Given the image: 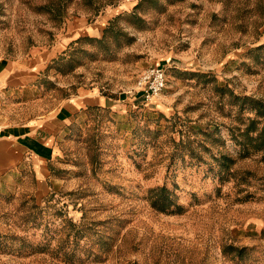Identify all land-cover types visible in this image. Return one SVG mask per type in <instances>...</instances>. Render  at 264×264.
I'll return each mask as SVG.
<instances>
[{"label":"rangeland","instance_id":"374dc122","mask_svg":"<svg viewBox=\"0 0 264 264\" xmlns=\"http://www.w3.org/2000/svg\"><path fill=\"white\" fill-rule=\"evenodd\" d=\"M0 57L41 62L53 106L93 96L49 193L0 192V264H264V117L237 99L264 103V0H0Z\"/></svg>","mask_w":264,"mask_h":264},{"label":"crops","instance_id":"0c3cea01","mask_svg":"<svg viewBox=\"0 0 264 264\" xmlns=\"http://www.w3.org/2000/svg\"><path fill=\"white\" fill-rule=\"evenodd\" d=\"M44 72L41 62L0 57V192L32 181L36 197L49 193L59 134L93 97L79 92L53 106Z\"/></svg>","mask_w":264,"mask_h":264},{"label":"built area","instance_id":"2783aa9c","mask_svg":"<svg viewBox=\"0 0 264 264\" xmlns=\"http://www.w3.org/2000/svg\"><path fill=\"white\" fill-rule=\"evenodd\" d=\"M138 91L142 94L144 102L152 104L162 94L167 86L166 72L160 67H150L138 79ZM1 100V89H0Z\"/></svg>","mask_w":264,"mask_h":264},{"label":"trees","instance_id":"16d2710c","mask_svg":"<svg viewBox=\"0 0 264 264\" xmlns=\"http://www.w3.org/2000/svg\"><path fill=\"white\" fill-rule=\"evenodd\" d=\"M114 29H115V20L112 21L111 24L106 28V30L104 31L103 38L101 40H98V43L99 44H105L107 38L109 36H111V34L114 32ZM117 34L119 36L124 37L126 39L127 43H132L134 41V38L129 36L128 33H126V32L124 33L122 31H118ZM118 35L116 36L117 39H118ZM237 99L242 100V101H249L252 104L253 109L258 112V115L261 117H264V103L262 101H259V100L253 99V98H249V97L237 98ZM256 139L263 143L261 145V148H259V149H262V147H264V126H263L261 132L257 135ZM158 191H160L161 195L164 196L165 200H166V198L168 200L170 193L168 192V189L166 187H162ZM159 199L154 202V206L156 208H160L162 211H165L163 204Z\"/></svg>","mask_w":264,"mask_h":264},{"label":"bare ground","instance_id":"6f19581e","mask_svg":"<svg viewBox=\"0 0 264 264\" xmlns=\"http://www.w3.org/2000/svg\"><path fill=\"white\" fill-rule=\"evenodd\" d=\"M155 101V100H154Z\"/></svg>","mask_w":264,"mask_h":264}]
</instances>
